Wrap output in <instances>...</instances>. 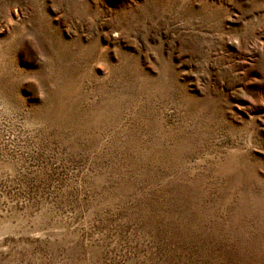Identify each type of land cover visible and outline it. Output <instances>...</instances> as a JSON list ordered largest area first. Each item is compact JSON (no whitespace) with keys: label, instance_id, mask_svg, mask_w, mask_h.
<instances>
[{"label":"rangeland","instance_id":"374dc122","mask_svg":"<svg viewBox=\"0 0 264 264\" xmlns=\"http://www.w3.org/2000/svg\"><path fill=\"white\" fill-rule=\"evenodd\" d=\"M0 264H264V0H0Z\"/></svg>","mask_w":264,"mask_h":264}]
</instances>
